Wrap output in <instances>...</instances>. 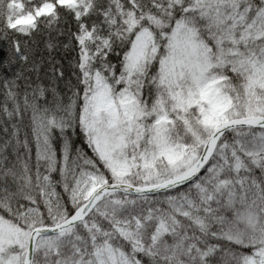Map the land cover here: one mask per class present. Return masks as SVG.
Instances as JSON below:
<instances>
[{
  "label": "snow or ice",
  "instance_id": "6c2138e0",
  "mask_svg": "<svg viewBox=\"0 0 264 264\" xmlns=\"http://www.w3.org/2000/svg\"><path fill=\"white\" fill-rule=\"evenodd\" d=\"M0 264H264V0H0Z\"/></svg>",
  "mask_w": 264,
  "mask_h": 264
}]
</instances>
